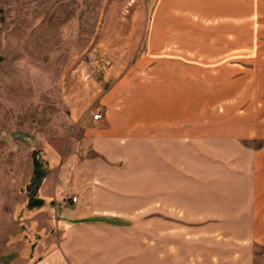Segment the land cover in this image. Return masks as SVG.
Segmentation results:
<instances>
[{"label": "rangeland", "instance_id": "1", "mask_svg": "<svg viewBox=\"0 0 264 264\" xmlns=\"http://www.w3.org/2000/svg\"><path fill=\"white\" fill-rule=\"evenodd\" d=\"M158 5L0 0V264H22L16 209L37 147L69 152L83 113L101 112L138 132L153 122L185 134L237 136L264 167V0L231 13L197 11L180 18L178 38L171 26L168 40H146L147 19L171 13L165 6L156 12ZM89 53L98 61L86 77ZM263 217L264 195L254 264H264ZM225 244L218 251L230 250Z\"/></svg>", "mask_w": 264, "mask_h": 264}, {"label": "crops", "instance_id": "2", "mask_svg": "<svg viewBox=\"0 0 264 264\" xmlns=\"http://www.w3.org/2000/svg\"><path fill=\"white\" fill-rule=\"evenodd\" d=\"M164 6L176 14L148 18L146 40H168L171 26L178 38L180 18L249 0H159L156 12ZM110 117L83 113L69 152L37 147L16 209L21 263L254 264L259 153L237 136L153 122L138 132Z\"/></svg>", "mask_w": 264, "mask_h": 264}, {"label": "built area", "instance_id": "3", "mask_svg": "<svg viewBox=\"0 0 264 264\" xmlns=\"http://www.w3.org/2000/svg\"><path fill=\"white\" fill-rule=\"evenodd\" d=\"M98 56L94 55L93 53H89L87 54L85 57H84V68H85V76L86 77H90L93 72L95 71V68H96V63L98 61L97 59ZM102 118V114L101 112H96L93 114V119L94 120H98V119H101ZM72 201H75L76 200V197L73 196L71 198Z\"/></svg>", "mask_w": 264, "mask_h": 264}]
</instances>
